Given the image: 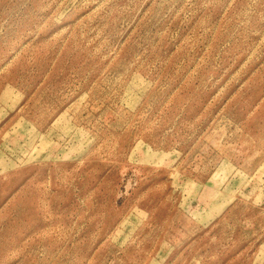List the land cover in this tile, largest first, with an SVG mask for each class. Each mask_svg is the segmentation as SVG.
Wrapping results in <instances>:
<instances>
[{
    "label": "rangeland",
    "instance_id": "1",
    "mask_svg": "<svg viewBox=\"0 0 264 264\" xmlns=\"http://www.w3.org/2000/svg\"><path fill=\"white\" fill-rule=\"evenodd\" d=\"M0 264H264V0H0Z\"/></svg>",
    "mask_w": 264,
    "mask_h": 264
}]
</instances>
